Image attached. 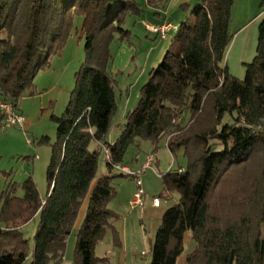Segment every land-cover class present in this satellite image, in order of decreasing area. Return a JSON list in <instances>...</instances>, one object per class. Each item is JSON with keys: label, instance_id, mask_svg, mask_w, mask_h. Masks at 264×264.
<instances>
[{"label": "trees", "instance_id": "16d2710c", "mask_svg": "<svg viewBox=\"0 0 264 264\" xmlns=\"http://www.w3.org/2000/svg\"><path fill=\"white\" fill-rule=\"evenodd\" d=\"M154 1L163 7L169 0ZM235 1L181 5L195 21L179 25L177 47L153 69L111 143L107 138L118 108L111 44L128 35V17H142V5L136 0H0V100L16 110L36 73L63 47L76 15L83 17L87 54L65 113L53 117L58 138L47 170V196L42 198L32 176L0 193V264L27 263L31 252L22 228L38 215L41 224L28 263L63 264L86 199L74 264H107L108 257L98 256L96 248L109 231L121 245L114 225L119 214L110 207L116 176L98 177L101 152L91 144L110 148L113 162L107 164L113 167L125 164L132 144L150 140L157 146L164 138L173 157L182 151L185 162L161 172V196H179L163 215L150 264H176L188 232L196 246L185 264H264V12L257 55L238 78L226 62L235 36Z\"/></svg>", "mask_w": 264, "mask_h": 264}, {"label": "rangeland", "instance_id": "374dc122", "mask_svg": "<svg viewBox=\"0 0 264 264\" xmlns=\"http://www.w3.org/2000/svg\"><path fill=\"white\" fill-rule=\"evenodd\" d=\"M144 9L142 17L129 15L126 28L130 30L127 36L117 39L111 44L113 60L110 70L116 78V94L118 108L111 122L108 141H116L127 123V115L135 109L141 98L143 86L149 81L153 69L163 61L166 53L177 47L176 31L162 38L147 31L145 24L152 23L154 12L159 9L158 1L136 0ZM198 0H170L167 3L165 15L174 24L181 25L190 22L194 16L187 14L181 7L184 2L194 6ZM264 12L262 0H236L233 7L231 30L234 39L228 48L226 62L230 72L244 78L246 64L251 63L257 55L259 23ZM163 15V16H165ZM195 18V17H194ZM83 17L74 16L69 34L63 47L53 53L49 63L40 68L34 78L33 86L23 95L18 112L25 116V127H5L0 123V193L10 183H23L33 177L42 198L48 193L47 170L52 155V145L58 138V125L54 116H62L71 100L76 84V73L86 61L85 37L82 33ZM44 137L49 142H42ZM157 147V148H156ZM100 149L98 177L113 174L116 177L113 185L117 189L116 196L111 200L110 207L118 212L119 217L114 225L119 231L121 245L114 242V236L109 231L98 244L96 254L108 257L107 264H150L153 243L165 211L178 199L174 193L169 199L162 197L164 186L162 177L149 168L142 175L145 190L142 206H132L131 200L139 191V186L132 176H122L119 170L108 166L104 146L97 142L91 144V149ZM155 151L160 160L153 166L160 172L177 168L185 161L183 152H178L174 158L167 147L166 139L156 146L150 140H141L132 144L126 153L125 164L132 169L140 166L146 154ZM138 167V168H137ZM97 178L94 181V185ZM22 190L18 194H22ZM160 198V205L155 207L153 199ZM88 211V199L81 207L72 233L68 237L67 249L63 264H73L79 229ZM41 224L40 215L27 223L23 228L24 236L29 240L30 258L35 244V236ZM195 242L191 233L185 237L184 251L176 264H185L187 256L193 251Z\"/></svg>", "mask_w": 264, "mask_h": 264}, {"label": "built area", "instance_id": "2783aa9c", "mask_svg": "<svg viewBox=\"0 0 264 264\" xmlns=\"http://www.w3.org/2000/svg\"><path fill=\"white\" fill-rule=\"evenodd\" d=\"M145 27L147 31L150 33H154L159 35L162 38H167L168 34L172 31H178L179 25L174 24L172 21L165 20L161 23H146ZM0 112L3 115L2 124L5 127L11 126H21L25 127L26 118L24 115L18 112L14 105L11 102L0 100ZM105 148L106 160L108 162H113L111 150L109 147ZM155 161V155L149 154L147 156L146 164L141 169H132L130 166L122 164V163H113V168L119 170L121 173L127 174L128 176H132L135 178L139 191L135 194L133 199L131 200V205L134 206H142L144 203L145 190L143 186L142 175L144 170L148 167H151L153 162ZM161 203L160 198L155 197L153 199V205L159 206Z\"/></svg>", "mask_w": 264, "mask_h": 264}, {"label": "crops", "instance_id": "0c3cea01", "mask_svg": "<svg viewBox=\"0 0 264 264\" xmlns=\"http://www.w3.org/2000/svg\"><path fill=\"white\" fill-rule=\"evenodd\" d=\"M170 1V0H169ZM169 1L167 2V3H169ZM167 3L162 7V6H160V8L157 10L161 15H156L155 17H152L153 18V22L152 23H156V22H161V21H165L166 19L165 18H167V20H170V19H168V17L165 15V13L167 12L166 10H167ZM163 15H165V16H163ZM234 19V18H233ZM193 21H195V18L193 17V19L192 20H190V23L191 22H193ZM114 141H112V143H113ZM154 154L155 155V163L157 164V165H159V163H160V160H159V158L157 157V155L155 154V151H152V152H149V153H147L146 154V159H144V161H143V163L140 165V166H138V167H140V168H142L145 164H146V161H147V156L149 155V154ZM185 162V161H184ZM184 162H182V164H184ZM137 167V168H138ZM149 168L150 169H152V171L154 170V171H156V173L160 176V174H161V172H160V170L158 171V170H156L155 168H154V166H153V164H152V166L151 167H148V168H146L145 170H144V174L147 172V171H149ZM168 170H170V168L169 169H167L166 171H168ZM153 171V172H154ZM155 173V172H154ZM155 207H158V206H155ZM195 246H196V244H195ZM195 248V247H194ZM194 248H193V250H194ZM73 264H74V261H73Z\"/></svg>", "mask_w": 264, "mask_h": 264}]
</instances>
